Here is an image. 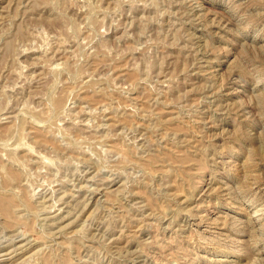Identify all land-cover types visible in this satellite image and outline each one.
<instances>
[{
    "label": "rangeland",
    "instance_id": "1",
    "mask_svg": "<svg viewBox=\"0 0 264 264\" xmlns=\"http://www.w3.org/2000/svg\"><path fill=\"white\" fill-rule=\"evenodd\" d=\"M0 264H264V0H0Z\"/></svg>",
    "mask_w": 264,
    "mask_h": 264
}]
</instances>
